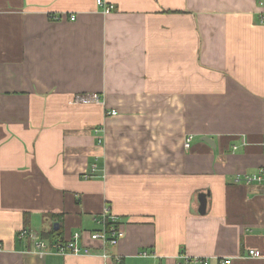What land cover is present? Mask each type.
I'll use <instances>...</instances> for the list:
<instances>
[{
    "label": "crops",
    "instance_id": "0c3cea01",
    "mask_svg": "<svg viewBox=\"0 0 264 264\" xmlns=\"http://www.w3.org/2000/svg\"><path fill=\"white\" fill-rule=\"evenodd\" d=\"M105 2L0 0V264H264L243 180L264 166V0ZM106 207L124 230L107 260L89 238ZM23 229L80 231L92 254Z\"/></svg>",
    "mask_w": 264,
    "mask_h": 264
},
{
    "label": "built area",
    "instance_id": "2783aa9c",
    "mask_svg": "<svg viewBox=\"0 0 264 264\" xmlns=\"http://www.w3.org/2000/svg\"><path fill=\"white\" fill-rule=\"evenodd\" d=\"M97 5L102 7L103 12H109L114 8L113 4H108L105 0H96ZM263 2H260L262 4ZM70 20H73L75 16L71 14ZM74 102H98L99 95L97 93H86V94H79L74 97ZM105 114L107 116L116 115L117 111L114 109L106 110ZM95 131H98L96 128ZM191 136H188L185 141V146H189V141ZM233 149L236 146H232ZM98 165L97 163L93 162L90 165V169L88 172L83 174L84 178H91L97 176ZM244 182L249 183H256L261 186L264 192V166H262L258 172L252 175H246L243 178ZM97 223L100 225V228L96 231L89 232V238L91 240L101 242L103 249L98 255L107 260L113 257L112 253L110 252V248L116 246L120 240L124 237V230L122 229L118 217L110 211V208L106 207L102 211V213L96 218ZM20 237L29 236L34 241V246L37 250L41 253L48 254H73V255H88L92 254V251L87 248L79 245V239L82 237V233L80 231L74 232L69 238L62 239L56 238L53 241H46L41 238L36 233L30 232L28 230H20L18 233ZM2 249V245L0 244V250ZM141 256H147L146 252H141ZM248 256L252 258H261L263 255L257 249H249ZM183 259L188 264H210L208 258H199V257H187L182 256ZM230 258H222L219 260V264H230Z\"/></svg>",
    "mask_w": 264,
    "mask_h": 264
},
{
    "label": "water",
    "instance_id": "95a60500",
    "mask_svg": "<svg viewBox=\"0 0 264 264\" xmlns=\"http://www.w3.org/2000/svg\"><path fill=\"white\" fill-rule=\"evenodd\" d=\"M202 140H204V141L207 142L208 144L214 146V142H213V140H212L211 138H209L208 136H203V137H202ZM55 228H57V227L55 226Z\"/></svg>",
    "mask_w": 264,
    "mask_h": 264
},
{
    "label": "trees",
    "instance_id": "16d2710c",
    "mask_svg": "<svg viewBox=\"0 0 264 264\" xmlns=\"http://www.w3.org/2000/svg\"><path fill=\"white\" fill-rule=\"evenodd\" d=\"M58 231H54L53 229H51V231L48 233L49 236L52 238L54 237L55 235H57Z\"/></svg>",
    "mask_w": 264,
    "mask_h": 264
}]
</instances>
